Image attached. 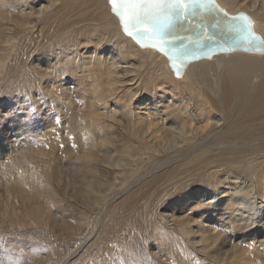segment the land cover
<instances>
[{
  "label": "rangeland",
  "instance_id": "374dc122",
  "mask_svg": "<svg viewBox=\"0 0 264 264\" xmlns=\"http://www.w3.org/2000/svg\"><path fill=\"white\" fill-rule=\"evenodd\" d=\"M84 6L68 5L54 18L52 35ZM5 11L0 0V264H264L263 213L252 225L235 218L239 222L232 229L220 230L209 241L212 210L207 207L205 216L192 204L207 185L231 177L223 204L251 196L261 208L264 152L251 148L264 149V134L238 150L221 151V126L192 136L204 126V96L184 83L160 86L149 66L124 80L119 76L121 83L110 72L92 77L98 67H106L104 62L88 65L83 73L75 67L66 71L84 76L83 83L54 79V73L63 72L45 63L53 60L29 55L43 41L31 38L5 53ZM93 16L81 10V18ZM28 55L36 68L26 64ZM132 76H138L135 84L127 82ZM135 86L146 101L161 95L164 101L156 112L127 107ZM160 116L168 119L161 120L166 123L162 129ZM225 151L230 154L220 155ZM235 152L244 156L240 162L231 159ZM238 189L240 197L229 200ZM129 193L131 202L115 208ZM192 193L187 206L176 207L182 220L173 227L165 216L174 201ZM199 214L210 225L192 233L189 219L196 221ZM111 216L115 220L107 225ZM160 229L170 231L169 239ZM98 235H106L113 246L103 243L92 251L89 245L96 244Z\"/></svg>",
  "mask_w": 264,
  "mask_h": 264
},
{
  "label": "bare ground",
  "instance_id": "6f19581e",
  "mask_svg": "<svg viewBox=\"0 0 264 264\" xmlns=\"http://www.w3.org/2000/svg\"><path fill=\"white\" fill-rule=\"evenodd\" d=\"M2 1L4 7L9 9L3 13L4 20L9 23L3 29L5 53L15 48L20 49L23 44H29L31 38L43 41L44 45L35 48L34 52L30 51L29 55L30 57L36 55L37 59L53 60L45 63H53L57 70H62L63 73H54L52 78L65 76L67 79H77L83 83L84 76L72 75L66 71L75 67L77 73H83L88 65L98 66L104 62L106 67H98L95 73H92V77L95 80L100 79L102 74L110 72L115 76L117 83H121L119 76L124 80L133 72L138 75L137 69L149 66L147 71L160 86L184 83L187 88L197 90L200 96H204L205 118L201 119L204 126L201 131L193 132L192 136L210 134L216 130L213 127L221 126L225 131L220 142L225 146L219 148V151L238 150L245 145L246 140L250 139L253 142L257 135L264 134V0H195L184 5H171L173 11L176 8L181 9L182 17L171 14L167 4L160 7L148 2L129 5L117 0L113 5L109 0ZM75 4L85 5L81 10L93 14V18L91 20L81 18V10H75L73 18L68 19L71 22H66L52 35L56 22L54 18L68 5L73 7ZM137 15L143 22L134 24L129 18ZM157 24L168 26L158 34ZM125 28L132 34H126ZM21 39L23 43L20 42ZM29 55L26 64L36 68V65L29 61ZM130 78L127 82L135 84L138 76ZM142 92L135 86V90L128 93L127 107L139 112L141 110L139 106H144L146 108L144 113L156 112L160 106L159 101H164L161 95L154 93L152 95L155 98L146 101L141 95ZM163 119L167 118L160 116L157 121ZM160 123L159 128H164L166 123L163 121ZM251 151L264 152V149L254 147ZM225 152L226 154L220 155L230 154ZM242 158H244L242 153L235 152V157L231 159L237 163ZM151 180L154 183L158 181L157 178ZM227 181L230 187L231 177L222 180V183L219 181L212 183L211 186L207 185V190H204L206 192L199 193L196 199L198 201L192 202L193 205L197 204L194 209L200 214H204L207 207L212 210L209 211V218L213 222L211 223L213 228L209 230V241L211 238L213 240L218 238L221 231L225 232L224 230L230 227L232 229L233 223L239 222L234 220L235 218L242 217L241 223L252 225L256 220L255 216L263 213L260 219L263 221L259 223H264V205L260 208L256 197L253 199L251 196H244L245 200L240 198L235 205L232 202L229 206L223 204L226 197L222 198V195H225L228 189L224 188ZM237 186L242 185L235 184V187ZM238 191L240 190L232 191L234 195L230 194L227 198L235 202V199L240 197L241 191L237 193ZM193 194L174 201L169 215L167 214L164 220L171 222L173 227H180L182 217L176 207L186 205L192 200L193 197L190 196ZM131 200L129 193L114 207H120L124 202L128 205ZM182 213L184 212H180ZM33 218L37 220L40 217L35 213ZM197 218L196 221L188 218L195 227L192 233H201L207 229L205 225H210V221L204 223V216L200 215ZM114 220L115 217L111 216L107 225L112 224ZM169 232L160 229V235L165 239H169ZM99 237L95 245H89L92 251L96 252L103 243L113 246V242L109 241L106 235ZM111 240L116 239L113 237ZM250 248L251 246L247 249Z\"/></svg>",
  "mask_w": 264,
  "mask_h": 264
},
{
  "label": "snow or ice",
  "instance_id": "6c2138e0",
  "mask_svg": "<svg viewBox=\"0 0 264 264\" xmlns=\"http://www.w3.org/2000/svg\"><path fill=\"white\" fill-rule=\"evenodd\" d=\"M121 2L124 4H129V5H136V4H142L144 2H148V3H152L154 5H158L160 7H163L164 5L167 4V5H169V12L171 14L178 15V16L182 17L183 13H182L181 9L176 8L173 11L171 8V5H173V4L174 5H184L185 3H193V2H195V0H121ZM109 3L115 5L117 3V0H109ZM129 20L131 22H133L134 24L143 22L142 18L139 17L138 15L134 16V17H130ZM170 22L171 21L169 20L168 23H170ZM122 23H123V21H122ZM167 26H168V24H157L156 25V32L158 34L162 33L163 29L166 28ZM124 30H125L126 34H128V35L132 34L131 32H128L127 28H125Z\"/></svg>",
  "mask_w": 264,
  "mask_h": 264
}]
</instances>
